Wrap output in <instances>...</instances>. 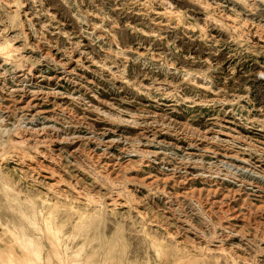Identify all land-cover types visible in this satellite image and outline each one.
<instances>
[{
	"label": "rangeland",
	"instance_id": "obj_1",
	"mask_svg": "<svg viewBox=\"0 0 264 264\" xmlns=\"http://www.w3.org/2000/svg\"><path fill=\"white\" fill-rule=\"evenodd\" d=\"M0 264H264V0H0Z\"/></svg>",
	"mask_w": 264,
	"mask_h": 264
},
{
	"label": "bare ground",
	"instance_id": "obj_2",
	"mask_svg": "<svg viewBox=\"0 0 264 264\" xmlns=\"http://www.w3.org/2000/svg\"><path fill=\"white\" fill-rule=\"evenodd\" d=\"M54 140V139H53Z\"/></svg>",
	"mask_w": 264,
	"mask_h": 264
}]
</instances>
